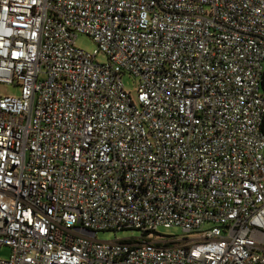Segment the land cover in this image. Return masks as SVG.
<instances>
[{
  "label": "built area",
  "instance_id": "1",
  "mask_svg": "<svg viewBox=\"0 0 264 264\" xmlns=\"http://www.w3.org/2000/svg\"><path fill=\"white\" fill-rule=\"evenodd\" d=\"M0 84V264H264V0H0Z\"/></svg>",
  "mask_w": 264,
  "mask_h": 264
},
{
  "label": "rangeland",
  "instance_id": "2",
  "mask_svg": "<svg viewBox=\"0 0 264 264\" xmlns=\"http://www.w3.org/2000/svg\"><path fill=\"white\" fill-rule=\"evenodd\" d=\"M76 45L86 51L93 52L96 49L95 42L86 35L80 34L77 36ZM97 61L105 62L106 58L103 55H99L97 57ZM122 81L124 84V88L127 92L131 94L134 98L136 96L137 90V81L130 75L124 74L122 75ZM0 95H13L19 96L20 95V88L13 86V85H3L0 84ZM264 152V151H263ZM158 232L164 234L166 236H182V232L179 228L172 227V228H165L160 226L158 228ZM142 233L140 230H119V231H100L97 233V239L102 241L114 240V239H123V238H131V237H141ZM10 250L7 247L0 248V259L6 260L10 257Z\"/></svg>",
  "mask_w": 264,
  "mask_h": 264
}]
</instances>
